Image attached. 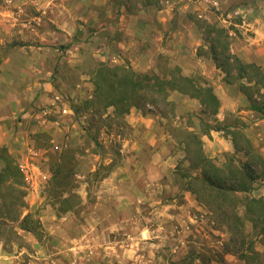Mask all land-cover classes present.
<instances>
[{"label":"rangeland","instance_id":"1","mask_svg":"<svg viewBox=\"0 0 264 264\" xmlns=\"http://www.w3.org/2000/svg\"><path fill=\"white\" fill-rule=\"evenodd\" d=\"M205 22L233 28L230 51L264 73V0H0V144L23 174V214L41 230L0 225L14 264H244L182 187L192 173L184 142L196 132L215 164L250 161L249 194L264 196V116L250 107L264 104V89L247 97L198 53ZM101 63L177 65L212 87L218 113L177 92L160 111L98 112L85 102ZM213 118L236 136L202 134Z\"/></svg>","mask_w":264,"mask_h":264},{"label":"trees","instance_id":"2","mask_svg":"<svg viewBox=\"0 0 264 264\" xmlns=\"http://www.w3.org/2000/svg\"><path fill=\"white\" fill-rule=\"evenodd\" d=\"M232 29L230 26L205 22L201 34L206 47L199 48L198 53H205L215 67L224 73L226 81L237 82L243 93L248 89L259 92L261 88L264 89V73L255 63L243 61L230 51ZM92 82V98L86 100L85 104L98 112L112 107L117 117L124 116L132 107L158 111L162 107H169L173 105L170 99L173 92L197 99L201 112L208 117L216 116L220 106L219 98L210 85L183 74L177 65H166L161 71H136L127 65L101 63L93 71ZM246 95L250 98V94ZM250 107L264 116V104L251 102ZM212 121V124H202V134H209L210 130H227L236 136L234 129L229 130L216 118ZM232 141L237 146L233 137ZM250 149L249 144L247 152L244 150L245 155H249ZM184 153L192 173L186 174L182 187L211 213L214 227L228 234L223 244L224 251L235 255L244 264H264V196L249 194L257 177L254 165L247 160L241 166L231 161L215 164L203 153L196 132H188ZM23 179L17 162L0 144V225L5 227L9 222H15L18 228L38 236L41 231L38 219L29 212L23 214L27 208ZM248 225L250 230L255 231L261 250L247 239ZM2 248L6 250V243H3Z\"/></svg>","mask_w":264,"mask_h":264},{"label":"crops","instance_id":"3","mask_svg":"<svg viewBox=\"0 0 264 264\" xmlns=\"http://www.w3.org/2000/svg\"><path fill=\"white\" fill-rule=\"evenodd\" d=\"M0 264H14L13 257L6 255L2 252L1 244H0Z\"/></svg>","mask_w":264,"mask_h":264}]
</instances>
